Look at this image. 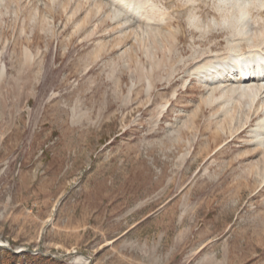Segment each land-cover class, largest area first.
<instances>
[{
  "label": "rangeland",
  "instance_id": "1",
  "mask_svg": "<svg viewBox=\"0 0 264 264\" xmlns=\"http://www.w3.org/2000/svg\"><path fill=\"white\" fill-rule=\"evenodd\" d=\"M143 1L0 4L1 264H264V96L211 105L195 70L227 52L234 0H195L205 32L189 0Z\"/></svg>",
  "mask_w": 264,
  "mask_h": 264
},
{
  "label": "bare ground",
  "instance_id": "2",
  "mask_svg": "<svg viewBox=\"0 0 264 264\" xmlns=\"http://www.w3.org/2000/svg\"><path fill=\"white\" fill-rule=\"evenodd\" d=\"M3 1L4 0H0V4H2ZM112 1L115 3L113 5H116L117 3H119V5L121 4V7L123 5L124 8L125 7L127 8V10H128L127 12L132 11L133 14L137 13L138 15L142 14V13H140V10L138 12V9L142 6L145 7L147 5L146 2H145L146 5L143 4L144 3L143 0H142L143 5L139 3V5L137 4V7L132 4V0H112ZM140 1L141 0H139L138 2H140ZM151 1L152 0H149V3ZM138 2H135V3H138ZM233 2H234L233 3V6H234L233 9L235 10V13L232 16L233 18L230 17L231 19L230 20L227 19L226 22L229 24L230 27L233 28L234 34L236 31V29L234 30V28H236L237 22L239 23L242 20L245 21L246 18L250 19V17L253 19L256 17L264 18V9H263L264 8V0H234ZM150 4H149V6H150L149 10L157 8L156 5H154V4L150 5ZM196 4L197 3L195 0H189L184 5H182L181 11L182 12L187 11V10L189 12L195 11L194 14H191L190 20L192 22L193 21L196 22V24L195 23L193 24L194 26L200 28L201 30H204L205 28L203 29V28H201V25L200 26L198 25V23L200 22L199 21L200 19H198L199 16L197 17L198 13L196 15V11L199 8L198 7L199 5L197 6ZM140 5H142V6H140ZM224 5L225 4H223V6ZM100 6L101 5H98L97 8L98 7L100 8ZM138 6H139V8H138ZM217 8H219V7H217ZM101 9H102V6H101ZM120 9H122V8H120ZM225 9H227V8H225ZM146 11H148V10H146ZM154 12H156V9L154 10ZM151 13L149 12V14H151ZM157 13H158V15L159 14L161 15L159 17V20H156V18H154L155 16L152 17L149 15V17H148L149 22H150V26L152 28H156V29L151 28L152 32L155 33V35L152 33L155 38H157V35H158L157 32H162V31L164 32L167 29L163 30V28H161L160 25L154 24V21L161 22L162 20L165 19V17L168 18V14L171 17V14H170L171 12H168V11L165 12V10L163 12L161 10H159V11H157ZM255 13L257 14L256 16H254ZM155 15H156V13H155ZM133 16L134 15H132V17ZM140 18L143 19V16H141ZM169 19H170L169 21L173 20V18H169ZM259 20H260V18H259ZM147 21H148V19H147ZM252 21H254V20H252ZM252 21H250V22H252ZM159 22H157V23H159ZM254 22H256V21H254ZM171 23H172V21H171ZM170 25L168 24V26H166V27H170ZM208 27H210V26H208ZM215 27H216V23H215L213 29H215ZM244 29H245V27H244ZM244 29H243V31H244ZM148 30H150V29H148ZM166 32H168V31H166ZM203 32H205V30ZM236 32H238V30ZM261 32H262V34H259V35L253 34V36H252V33H250L249 36H245L243 42L241 41V39H242L241 35L238 36L237 34H235L236 35L235 36L233 34L232 39H230L228 47H226L227 52L225 53V55L224 54L223 55L222 54L221 55L216 54V56H215V54H214V56L207 58L204 61H202L200 64H198V66L195 69V70H197V74H199V76L201 77V80L204 81V82L202 81L203 83L210 86L209 87L210 88V90H209L210 94H209L208 98H209V103L211 105H213L215 101L217 102L219 100L225 101L226 104H229L230 101L228 99L231 100V98H232V100H233L237 96V98L240 102L246 103L247 99H249L250 100V107H253L252 105L254 104L255 101H257V98H259L261 95H262L261 97L264 96V50H263L264 48L261 47V45L264 44V31H261ZM245 33H247V30ZM168 34H169V32H168ZM168 34L166 33L165 35L167 36ZM245 35H247V34H245ZM256 36L257 37L259 36V37L256 38ZM252 39L256 41L254 44H258L259 41H261V44L258 46L254 45L251 42ZM226 44H227V42H226ZM232 44H234V45H232ZM243 45L244 46L247 45L248 48L251 47V48H249L250 49L249 53L248 52L246 53V51L244 52V48L246 49V47L243 48L242 47ZM256 49H257V51H256ZM255 55L258 59L257 61L254 58ZM229 60H231V62H227ZM237 64H240V65L237 66ZM227 65H231V67L234 66V68L231 69L230 67H227ZM229 69H230V71H229ZM217 93H220L221 96L217 97ZM243 100H245V101H243ZM254 131H255L254 133L256 135L255 137L258 138V140H262V142L264 143V119H263V121L259 122L258 128ZM78 261H80V262L82 261V263H84V262L88 263V259L85 257H82V256H80L78 258Z\"/></svg>",
  "mask_w": 264,
  "mask_h": 264
},
{
  "label": "trees",
  "instance_id": "3",
  "mask_svg": "<svg viewBox=\"0 0 264 264\" xmlns=\"http://www.w3.org/2000/svg\"><path fill=\"white\" fill-rule=\"evenodd\" d=\"M8 255V264H13L16 259L23 257L15 254L12 251H9ZM25 258L26 262L29 264L34 262H36V264H67L65 258L52 257L51 255L45 256L40 254H32L29 252L26 254Z\"/></svg>",
  "mask_w": 264,
  "mask_h": 264
}]
</instances>
